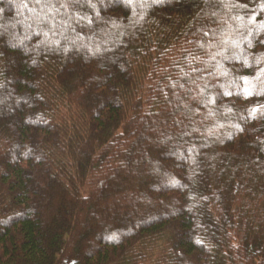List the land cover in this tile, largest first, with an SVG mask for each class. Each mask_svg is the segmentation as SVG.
<instances>
[{"label": "trees", "instance_id": "1", "mask_svg": "<svg viewBox=\"0 0 264 264\" xmlns=\"http://www.w3.org/2000/svg\"><path fill=\"white\" fill-rule=\"evenodd\" d=\"M0 264H264V0H1Z\"/></svg>", "mask_w": 264, "mask_h": 264}, {"label": "rangeland", "instance_id": "2", "mask_svg": "<svg viewBox=\"0 0 264 264\" xmlns=\"http://www.w3.org/2000/svg\"><path fill=\"white\" fill-rule=\"evenodd\" d=\"M1 1V0H0ZM54 5L52 3H49V8H52V10L56 11V7H53ZM49 14H51L50 12H46L42 14V18H45L46 16H48ZM28 25V24H27ZM26 25V26H27ZM29 26V25H28ZM41 26V25H40ZM40 26L35 27L34 30H38L39 28H41ZM29 31L26 32V34H28ZM30 33V32H29Z\"/></svg>", "mask_w": 264, "mask_h": 264}, {"label": "snow or ice", "instance_id": "3", "mask_svg": "<svg viewBox=\"0 0 264 264\" xmlns=\"http://www.w3.org/2000/svg\"><path fill=\"white\" fill-rule=\"evenodd\" d=\"M38 2H39V0H38Z\"/></svg>", "mask_w": 264, "mask_h": 264}]
</instances>
